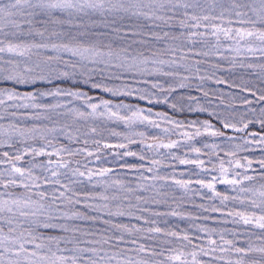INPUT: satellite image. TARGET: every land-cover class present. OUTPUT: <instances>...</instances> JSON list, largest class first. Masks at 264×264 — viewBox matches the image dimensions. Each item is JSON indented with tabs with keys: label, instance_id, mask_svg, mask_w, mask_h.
I'll return each instance as SVG.
<instances>
[{
	"label": "snow or ice",
	"instance_id": "1",
	"mask_svg": "<svg viewBox=\"0 0 264 264\" xmlns=\"http://www.w3.org/2000/svg\"><path fill=\"white\" fill-rule=\"evenodd\" d=\"M0 264H264V0H0Z\"/></svg>",
	"mask_w": 264,
	"mask_h": 264
}]
</instances>
